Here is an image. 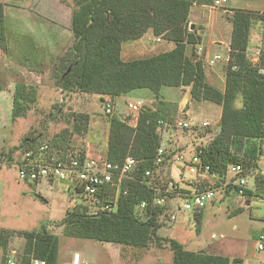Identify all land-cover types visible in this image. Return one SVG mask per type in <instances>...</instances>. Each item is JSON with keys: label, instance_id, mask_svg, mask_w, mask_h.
<instances>
[{"label": "rangeland", "instance_id": "rangeland-1", "mask_svg": "<svg viewBox=\"0 0 264 264\" xmlns=\"http://www.w3.org/2000/svg\"><path fill=\"white\" fill-rule=\"evenodd\" d=\"M192 1L188 30H195L198 34L201 24L204 26L205 32L196 45H201L205 52L201 57L205 78L222 89L227 64L224 43L229 36V19L224 7H212V0ZM0 2L4 8L7 45L6 51L0 48V264L7 257L19 264L25 244L20 231L37 230L42 225L59 237L61 262L66 261L64 258H69L73 251H78L88 264H171L173 252L166 238L177 240L187 250L240 260L231 264L264 262V248L255 249L258 235L264 234V201L259 198L261 190L243 196L229 186L219 187L214 199L207 202L200 213L180 211L173 223L165 221V211L159 216L161 226L156 231V238L144 248L64 236L61 227L55 223L61 222L73 205H84L86 201L69 193L64 182H54L50 188L43 185L35 187L18 178L16 158L24 138L50 141L89 157H104L110 117L115 115L132 124V119L138 114L132 115L127 103L140 99L144 103L143 108L160 112L159 107H164L166 113L173 112L180 118L185 116L199 125L198 129L188 131L170 128L162 135L167 156L165 162L154 170L157 185L169 178L182 184L183 178L188 177L184 175L188 174L179 165L181 157L187 158L195 144L206 143L213 137L218 129L221 107L193 99L188 86H163L158 98L147 88L134 89L112 100L108 95L84 92L76 86L62 89L56 75L74 43L70 25L72 12L77 8L74 0ZM225 5L230 9L264 12V0H228ZM220 37L222 44L211 43ZM249 38L251 42L246 55L252 60L254 48L264 46V28L260 21H253ZM125 42L126 50L129 49L125 56L128 59L150 56L168 48L165 39L154 35L151 30L136 40ZM127 43L133 46L127 47ZM194 51L195 48L187 44L186 54L190 56L193 53L197 57ZM214 53L221 59L209 65L207 60ZM16 85L27 90L33 88L35 98L26 105L23 115L12 119V97ZM100 98L112 103L110 114L105 113ZM235 105H241L240 97ZM77 120L81 123L79 132L74 127ZM202 121L210 125L202 128ZM247 143L258 147L255 158L245 166L248 183L256 189L255 180L261 178L257 176L264 175V140ZM167 198L171 203L169 210H172L178 199ZM88 211H93V208H88ZM2 234L9 235L5 244ZM212 234L215 236L211 237Z\"/></svg>", "mask_w": 264, "mask_h": 264}, {"label": "trees", "instance_id": "trees-1", "mask_svg": "<svg viewBox=\"0 0 264 264\" xmlns=\"http://www.w3.org/2000/svg\"><path fill=\"white\" fill-rule=\"evenodd\" d=\"M74 3L77 8L72 12L70 24L74 37L72 51L66 60L61 61V71L56 75L62 89L76 86L84 92L108 95L112 100L134 89L147 88L158 98L163 86H188L193 99L221 107L217 132L202 146L201 156L209 164L210 171L224 178L229 164L241 163L245 167L255 158L258 147L247 142L264 140V72L260 71L264 69V55L253 62L247 57L246 49L253 21H260L264 28V12L242 8L232 10L224 85L219 89L206 81L201 59L194 57L193 53L190 56L186 54L187 44L196 48L201 41V35L187 27L192 0H74ZM147 30L172 41L173 47L150 56L123 60L120 55L122 43L140 38ZM0 48L7 50L1 2ZM238 97L241 98L239 107L235 105ZM34 98L33 88L27 90L16 85L12 97V119L23 115L26 105ZM159 110L141 109L135 126L115 115L110 117L104 157L111 162H121L132 156L141 162L130 178L122 180L116 200L114 187L99 195L102 202L113 204L111 210L88 211L82 203H76L67 210L62 221L55 223L61 227L64 236L134 248L147 247L151 239L156 238V231L161 226L159 216L167 206L153 205L152 202L165 194L162 190L167 179L157 185L154 175L148 184L142 171L155 168L152 159L160 142L156 120L178 117L173 112L166 113L164 107H159ZM80 124L78 120L74 123L77 132ZM35 142L37 140L24 138L19 150L29 149ZM52 145L59 146L56 143ZM19 157L20 154L17 162ZM257 178L255 188L263 190L264 175ZM250 194L254 193L246 190L245 195ZM167 196L173 195L167 193ZM143 200L148 201V205L144 216H140L135 210ZM20 233L25 244L19 264H29V255L44 260L45 264H57L59 237L56 234L44 225L37 230ZM8 236L2 234L3 244ZM166 240L173 252L171 264H231L240 261L221 254L187 250L175 239Z\"/></svg>", "mask_w": 264, "mask_h": 264}, {"label": "built area", "instance_id": "built-area-1", "mask_svg": "<svg viewBox=\"0 0 264 264\" xmlns=\"http://www.w3.org/2000/svg\"><path fill=\"white\" fill-rule=\"evenodd\" d=\"M226 0H213L212 7L222 8V4ZM195 54L198 59H201L205 52L201 45L196 46ZM264 55V46L256 47L253 50V62ZM221 59L218 54H213L207 60L208 64H213L216 60ZM264 72V69L260 70ZM144 103L140 99L129 101L127 108L130 113L137 115L143 108ZM104 111L107 114L112 112V103L103 101ZM137 116L133 118L135 126ZM210 124L207 121L201 122V127H208ZM156 132L160 137V142L155 149L152 159V164L155 168L160 167L166 160V149L161 141L164 131L167 129L188 131L190 129H198V123H193L187 118L166 117L156 120ZM204 143L195 144L190 155L180 159V167L183 168L188 175L184 177L182 184L177 181L167 179L162 190L163 193H171L172 197H177L178 202L171 207L170 201L165 197V194L156 197L152 204L158 206H167V215L165 221L173 223L177 219V214L180 211L191 213L201 212L207 202L215 197L219 187L230 185L239 195H245L246 190L256 191L248 183L245 176V167L241 163H232L228 165L225 177L210 171L208 163L202 159V146ZM20 157L17 162V176L19 179L27 183H33L36 187L43 185L52 187L54 182H64L66 190L73 196L85 200L88 208L111 210L113 204L102 202L99 195L108 193L109 187H114L116 192L114 200L117 198L118 188L125 178H130L131 173L137 169L141 162L132 156H127L121 162L108 161L103 156L89 157L78 153L75 150L65 146H53L50 141L35 142L29 149L19 150ZM182 160V161H181ZM155 168H144L142 173L146 183L150 184V179L155 175ZM149 178V179H148ZM219 183L220 186H217ZM259 198L264 201V189L261 190ZM151 204V205H152ZM148 201H141L136 205V214L142 216L146 212ZM165 213V210L162 214ZM144 216V215H143ZM215 235L212 234L211 237ZM258 242L255 246L256 250L264 248V234L258 235ZM29 264H45V261L29 255ZM3 264H16V261L11 257L4 259ZM61 264H88L78 252H74L69 263ZM264 264V262L262 263Z\"/></svg>", "mask_w": 264, "mask_h": 264}, {"label": "crops", "instance_id": "crops-1", "mask_svg": "<svg viewBox=\"0 0 264 264\" xmlns=\"http://www.w3.org/2000/svg\"><path fill=\"white\" fill-rule=\"evenodd\" d=\"M228 0H226L223 4H222V8L224 7V12H226V16H227V18L229 19V16H230V14H231V12H232V10L233 9H230L229 7H227L226 5H225V3L227 2ZM212 2H213V0H212ZM200 5H205V3H200ZM193 6V5H192ZM192 6H191V8H192ZM191 8H190V11H191ZM188 19H190V12H189V15H188ZM195 24V23H194ZM228 26H229V36H228V38L225 40V49H226V56L228 57V50H229V46H228V44H229V40H230V32H231V22H230V19L228 20ZM201 26H202V29H199L198 30V34H201V36H202V34L205 32V28H204V26L201 24ZM201 32V33H200ZM201 39H202V37H201ZM256 39V37L254 38V39H252V42L254 41ZM167 43H168V48H167V50H170L172 47H173V42L172 41H168V40H165ZM222 41H223V39H222V37H220V38H218L217 40H211V43H213V42H215V43H221L222 44ZM251 42V41H250ZM126 42L125 43H122V45H121V58L123 59V60H127L128 58L127 57H125V56H127V53L129 52L128 50L129 49H127L126 50ZM131 47V46H133V45H131V44H129V43H127V47ZM128 51V52H127ZM207 51V50H206ZM214 54H216V53H214ZM207 55V54H206ZM120 97H122V96H117V97H115V99L116 98H120ZM100 100V99H99ZM133 101V100H132ZM219 115H220V113H219ZM32 186V185H31ZM36 187V186H35ZM74 252H78V251H73L72 252V254L70 255V257L69 258H64L66 261H62L61 262V254H60V248L58 249V257H57V264H61V263H69L70 262V260H71V258H72V255H73V253ZM79 253V252H78ZM80 254V253H79ZM81 255V254H80ZM82 258L86 261V259L83 257V255H82ZM87 262V261H86ZM88 263V262H87ZM242 264V263H241Z\"/></svg>", "mask_w": 264, "mask_h": 264}, {"label": "water", "instance_id": "water-1", "mask_svg": "<svg viewBox=\"0 0 264 264\" xmlns=\"http://www.w3.org/2000/svg\"><path fill=\"white\" fill-rule=\"evenodd\" d=\"M190 27L193 28V24H191ZM100 102H103V98H100Z\"/></svg>", "mask_w": 264, "mask_h": 264}]
</instances>
